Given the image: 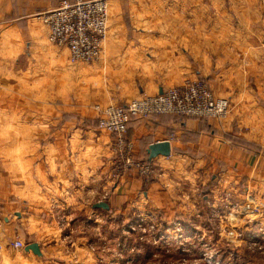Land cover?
Listing matches in <instances>:
<instances>
[{
    "label": "crops",
    "instance_id": "1",
    "mask_svg": "<svg viewBox=\"0 0 264 264\" xmlns=\"http://www.w3.org/2000/svg\"><path fill=\"white\" fill-rule=\"evenodd\" d=\"M62 1L0 0V87H60V64L62 58L69 62L68 51L47 40L40 16ZM107 2V37L100 58L125 56L117 68H140L142 78L97 86L99 104L112 100L109 90L126 102L199 79L228 98L230 112L221 119L159 114L132 120L127 130L131 154L151 164L152 171L143 176L131 166L112 182L111 165L118 160L111 158L109 134L63 123L60 89L39 94L37 107L26 106L28 95L0 97V102L21 103L6 107V141L0 143L5 151L0 193L7 199L0 206V264H107L104 240L86 239L92 225H103L116 202L131 198L139 205L149 202L152 213L167 214L164 206L175 203L179 182L181 190L189 187L188 201L204 192L213 215L253 198L263 213L251 231L257 232L259 225L264 230V0ZM91 103L86 97L72 104L70 109L78 112L69 119L80 120L83 114L96 118ZM164 141L169 155L149 158L150 144ZM99 201L108 207L95 206ZM187 206L176 210L191 209ZM11 212L18 215L13 224ZM18 224L33 237L24 246L36 242L40 254L24 248L8 254L13 239L7 240L6 229ZM70 232L79 235L70 239ZM252 241L254 236L249 247ZM96 246L100 251L95 253Z\"/></svg>",
    "mask_w": 264,
    "mask_h": 264
},
{
    "label": "rangeland",
    "instance_id": "2",
    "mask_svg": "<svg viewBox=\"0 0 264 264\" xmlns=\"http://www.w3.org/2000/svg\"><path fill=\"white\" fill-rule=\"evenodd\" d=\"M59 50L60 49H58V51ZM124 57L125 56L121 55L106 56L104 54V56L102 55L101 58L93 62L77 64L67 62L66 58H62L60 64L62 70L60 87L53 84L47 87H0V97H5L6 95L10 96L11 94V96L28 95L30 96L29 103H25L26 106L37 107L38 98L36 97H38L39 94H53L54 90L56 93L57 90L60 89L63 123L64 121H69L74 124V126L79 125L82 128L91 127L98 133H101L100 130L98 131L96 129L98 128L96 125L98 113L96 118L92 117V119L87 117L86 114H83V118H80V120L78 118L69 119L75 117V114L78 112V110L76 112V109L73 110L70 108L72 104L86 97H89V102L93 103L88 107L94 110L97 105L108 106L111 104H126L121 100L123 98H121L119 93L111 94L109 90L107 92L112 100H110L108 104L101 105L97 97L99 93L95 90V88L100 85H122V83L129 84L140 82L139 79L142 78V71L140 68L134 71L117 68V66L119 67L120 64L123 63ZM144 72L147 73L148 70ZM200 81L207 85L206 82ZM134 88H136V86ZM208 88L213 92L212 88L209 86ZM163 90L153 94L142 95H156ZM213 94L218 96L214 92ZM70 95L71 99H69ZM218 97L226 98L224 96ZM226 99L228 100V98ZM11 105L20 107L21 103H18L16 100L11 101L9 104L0 102V143L6 141L4 130L6 126H8L6 110H9L6 107ZM31 110L32 109H30V112ZM229 112L230 106L228 113ZM153 115L159 114H152L149 116ZM147 117L143 115L133 116L127 124V130L132 120L144 119ZM75 120L79 122V124L76 123ZM108 134V138L112 141L110 151L111 158H113L114 161L118 160L116 164L113 162V165H111V181L117 182L125 169L131 166L136 168L133 164H126L125 156L132 158L134 162H136V160L133 159L131 153L123 154L121 150L119 151L115 144V135L113 133ZM78 137L86 138L83 137L82 134H79ZM126 138L128 139L127 132ZM0 153L3 154L0 158H5V151H0ZM121 158L123 159V163L119 162ZM136 169L138 170V167ZM185 187L186 185L184 184V188ZM143 188L147 189V186L145 185ZM182 188L183 184L179 182L177 188H175L173 192L175 203L164 206V209L168 211L167 214H164L162 210H159L161 213H152L153 207L145 200H143L142 205L137 204L134 198L123 203L116 202L115 206L111 208V212H109L108 215H104L103 225L101 222L99 224H94L92 225L93 227L86 232V239H91L96 242H100L102 239L104 240V251L109 254L107 264H264V230H262L261 225H259L260 228L258 227L257 232L256 230L251 231L250 227L252 223L248 221L250 220L248 216L249 213L244 212L243 208H238L242 204L230 210L227 209V206H224L223 208L217 209L216 215H213L212 211L207 210L208 207H210V202H208V204L203 199L204 192L198 195L197 193L195 194V203L190 200L188 201L190 193L187 192V190L189 187L185 190H181ZM198 191L199 190H196L195 192ZM186 193L188 194L187 196ZM6 200L5 195L0 193V206L3 205V202ZM17 200L20 204V200ZM187 204L191 205V209L187 208L188 210L186 209L185 211L176 210L182 205L188 207ZM9 216L12 219L11 224H13V221H18V215L16 213L11 212ZM77 219L80 221L81 218L77 217ZM102 230L103 234L101 235L100 232ZM6 231L8 234L7 240H14L17 238L25 244L26 241L33 238L29 236L30 234L26 229H20V224L16 226V229H6ZM69 234L70 239L77 238L79 235L76 232H70ZM230 235L237 236V239L231 240L229 238ZM251 236H254L256 243L260 246L263 245V247L258 248L255 245L249 247L248 242ZM9 246L10 251H8V254L11 255L19 254L20 250L25 247L16 248L12 245L11 241L9 242ZM95 248L96 253L99 248L97 246Z\"/></svg>",
    "mask_w": 264,
    "mask_h": 264
},
{
    "label": "built area",
    "instance_id": "3",
    "mask_svg": "<svg viewBox=\"0 0 264 264\" xmlns=\"http://www.w3.org/2000/svg\"><path fill=\"white\" fill-rule=\"evenodd\" d=\"M109 6L107 0H63L59 6L41 14L42 23L47 27L51 44L65 47L70 63H89L100 58L107 35ZM126 104L95 106L98 113L97 127L100 131L113 133L115 144L122 153H131L132 142L126 138L127 124L133 116L152 114H175L195 118L221 119L229 111V101L218 97L200 80L186 81L182 85L166 88L156 95H142ZM127 165L138 167L139 173L148 176L151 164L134 162L125 156ZM250 197V196H249ZM246 204L240 205L249 213V222L255 224L262 216L263 206L250 197ZM233 207V206H232ZM237 207V206H236ZM231 213V212H230ZM237 236L230 235L231 240ZM252 244L258 248L256 241ZM16 248H22L20 239L12 241ZM2 241L0 238V250Z\"/></svg>",
    "mask_w": 264,
    "mask_h": 264
},
{
    "label": "water",
    "instance_id": "4",
    "mask_svg": "<svg viewBox=\"0 0 264 264\" xmlns=\"http://www.w3.org/2000/svg\"><path fill=\"white\" fill-rule=\"evenodd\" d=\"M148 152H149V158H152L158 154L167 156L169 155V143L167 141L152 143L149 146ZM95 206L106 207V208L108 207L107 203L103 201L96 202ZM24 249L31 250L35 254H40V250L36 242H31L26 244Z\"/></svg>",
    "mask_w": 264,
    "mask_h": 264
}]
</instances>
